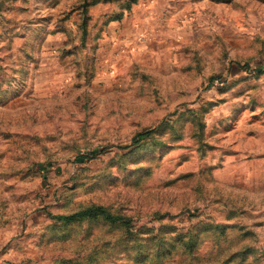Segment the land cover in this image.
Here are the masks:
<instances>
[{"label":"rangeland","instance_id":"rangeland-1","mask_svg":"<svg viewBox=\"0 0 264 264\" xmlns=\"http://www.w3.org/2000/svg\"><path fill=\"white\" fill-rule=\"evenodd\" d=\"M0 264H264V0H0Z\"/></svg>","mask_w":264,"mask_h":264},{"label":"trees","instance_id":"trees-1","mask_svg":"<svg viewBox=\"0 0 264 264\" xmlns=\"http://www.w3.org/2000/svg\"><path fill=\"white\" fill-rule=\"evenodd\" d=\"M109 217H111V216H109Z\"/></svg>","mask_w":264,"mask_h":264}]
</instances>
